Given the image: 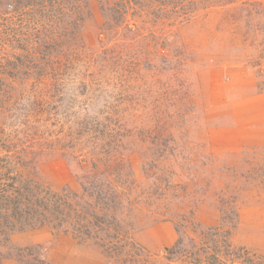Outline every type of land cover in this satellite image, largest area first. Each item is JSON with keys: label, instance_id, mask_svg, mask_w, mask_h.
Returning a JSON list of instances; mask_svg holds the SVG:
<instances>
[{"label": "rangeland", "instance_id": "374dc122", "mask_svg": "<svg viewBox=\"0 0 264 264\" xmlns=\"http://www.w3.org/2000/svg\"><path fill=\"white\" fill-rule=\"evenodd\" d=\"M0 168V264H264V0H0Z\"/></svg>", "mask_w": 264, "mask_h": 264}, {"label": "trees", "instance_id": "16d2710c", "mask_svg": "<svg viewBox=\"0 0 264 264\" xmlns=\"http://www.w3.org/2000/svg\"><path fill=\"white\" fill-rule=\"evenodd\" d=\"M7 155V154H6ZM2 169V168H0ZM12 169V168H10ZM9 169V170H10ZM8 170V171H9ZM13 171V169H12ZM6 172H4L5 174ZM1 176V174H0ZM8 186L3 185L2 190L8 189ZM49 199V205L45 206L44 208H33L28 209L21 212L16 211L15 214L10 215V219L21 221L22 223L18 227V229L23 230L24 227L27 228H36V227H42V226H48L52 228L55 231H63L64 233L70 232L75 238L78 239H89L91 235H93V228L90 226V221L87 219V222L85 225L81 224L80 220L77 219V209L75 208L74 202H67L62 199V197L59 195L57 196H51ZM14 204L17 206L21 205L20 201H13ZM62 203V204H60ZM61 205L64 207H68V211H64L61 208ZM13 204L11 205V207ZM93 213L92 216L94 218L95 222L102 221V218L106 215V207L102 208V214L99 215V212L95 211V207L92 208ZM99 209V208H98ZM101 209V208H100ZM85 220V219H84ZM97 223H94V226ZM15 228H10L9 230L13 231ZM7 235V233L5 234Z\"/></svg>", "mask_w": 264, "mask_h": 264}]
</instances>
